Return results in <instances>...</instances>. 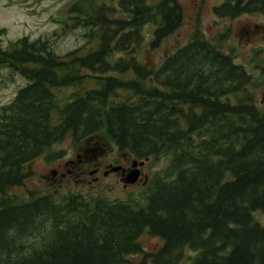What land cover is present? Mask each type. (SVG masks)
I'll list each match as a JSON object with an SVG mask.
<instances>
[{
  "label": "trees",
  "instance_id": "1",
  "mask_svg": "<svg viewBox=\"0 0 264 264\" xmlns=\"http://www.w3.org/2000/svg\"><path fill=\"white\" fill-rule=\"evenodd\" d=\"M215 11L264 14V0H224ZM69 20L64 28L90 29L89 43L60 55L49 38L23 36L0 48V67L29 80L0 107V264H143L129 259L139 253L179 264L187 248L196 252L189 264H264L257 74L199 29L157 66L141 60L147 25L153 50L182 26L180 0H73ZM68 136L81 149L113 143L164 161L144 203L11 193ZM144 233L163 240L157 251H145Z\"/></svg>",
  "mask_w": 264,
  "mask_h": 264
},
{
  "label": "rangeland",
  "instance_id": "2",
  "mask_svg": "<svg viewBox=\"0 0 264 264\" xmlns=\"http://www.w3.org/2000/svg\"><path fill=\"white\" fill-rule=\"evenodd\" d=\"M157 0H150L155 2ZM224 0H180L184 13L182 26L168 37L157 49H151L149 45L151 37V25H147V36L139 48V57L149 65L157 66L162 60L176 48L184 45L190 39L192 33L199 29L206 38L217 41L224 52L232 53L237 63L244 64L252 69L258 78V85L253 90L258 106L264 109V78L261 76L260 63L262 54L255 55V50L264 49V14L260 12L244 13L236 18L217 15L215 7ZM117 4L118 0H110ZM73 0H0V48H6L13 41L29 36L31 39L38 37L49 38L53 44V50L57 54H65L79 46L89 43L90 29L87 27L64 28L70 24L69 8ZM118 15H124L118 11ZM91 45V44H90ZM258 65L259 67L255 66ZM29 80L10 68L0 67V107L9 104L17 95L20 88L27 85ZM73 87L64 91L69 95ZM72 136L56 143L40 157L36 158L29 166L32 173L22 186L15 187L11 193H16L21 199L26 200L30 191L42 193H55L61 197L67 193H82L88 197L102 196L109 200H137L144 203L143 197L149 189L152 177L164 165V161L153 162L148 160L144 165L146 182L144 177L135 185L123 186L117 173L112 172L105 176L83 174L82 170L73 173L61 169L59 164L68 158L76 159L77 149ZM126 157V156H125ZM119 152L112 143L98 149L88 159L94 164L102 166L108 163H121L130 166L134 157ZM28 168V169H29ZM58 172L54 174V169ZM74 169V168H73ZM264 221L263 215L257 213ZM140 241L146 252L157 251L163 244L160 237L144 233ZM196 252L187 248L185 256L179 264H189ZM144 254L129 256L133 263L153 264L151 257L144 259Z\"/></svg>",
  "mask_w": 264,
  "mask_h": 264
},
{
  "label": "flooded vegetation",
  "instance_id": "3",
  "mask_svg": "<svg viewBox=\"0 0 264 264\" xmlns=\"http://www.w3.org/2000/svg\"><path fill=\"white\" fill-rule=\"evenodd\" d=\"M95 144L96 145H86L83 149H81V148L77 149L78 152L76 153L77 154L76 155V159L68 158L63 163L59 164L60 168L61 169H65L67 174L68 173L71 174L74 171H76L75 166L77 164L78 170L79 169L82 170L83 174H88L90 176L96 175L94 177L95 180H99L100 174H102V173L105 176H108V175H110V173L115 172V173L118 174L119 180L123 182V186L125 188L127 186H130V185L138 184L139 182L142 181L143 177L146 176L145 175L144 166H142V167L139 166V168L141 169V175H140V178H139L138 182L135 183V184H126L123 180L125 178V174H127L128 170H130L131 164H130V166H126L125 164H121V163H117V164L108 163V164L104 165V168L102 166L94 164L92 162V160L88 159V157H89V155H91L92 153H94L95 151H97L99 149V147L97 146L98 142H96ZM124 157H125V155H124ZM116 166H121L122 169L118 170V171H113L112 168L116 167ZM53 172H54V174H56L58 172V169L55 168Z\"/></svg>",
  "mask_w": 264,
  "mask_h": 264
},
{
  "label": "water",
  "instance_id": "4",
  "mask_svg": "<svg viewBox=\"0 0 264 264\" xmlns=\"http://www.w3.org/2000/svg\"><path fill=\"white\" fill-rule=\"evenodd\" d=\"M147 159L143 160V161H139L138 159H133L131 162V167L130 170H128L127 174H125V178H124V182L126 184H135L138 182L140 175H141V169L139 168V166H144L146 163ZM122 167L121 166H116L113 167L112 170L113 171H118L121 170ZM148 179V176L146 175L144 177V182H146Z\"/></svg>",
  "mask_w": 264,
  "mask_h": 264
}]
</instances>
